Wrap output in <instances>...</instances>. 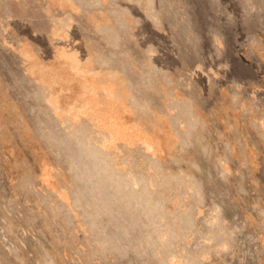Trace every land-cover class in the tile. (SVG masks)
I'll return each instance as SVG.
<instances>
[{"label": "crops", "instance_id": "0c3cea01", "mask_svg": "<svg viewBox=\"0 0 264 264\" xmlns=\"http://www.w3.org/2000/svg\"><path fill=\"white\" fill-rule=\"evenodd\" d=\"M131 21L125 0H0V183L12 181L18 191L37 178L50 195L74 197L76 228L144 226L131 216V182L141 187L147 181L146 175L129 171L132 146L151 143L161 165L203 166L211 163L210 149L231 148L228 156L250 167L247 179L257 182V188L264 183V87L251 84V104L245 107L241 84L233 125L204 124L209 116L196 109L203 122L198 126H148L142 112L146 106L134 102L163 100L164 85L174 98L179 79L172 73L168 83L156 70L148 75L146 54L152 50L132 44ZM251 65L253 81L261 65ZM191 147L202 149V156L179 155ZM210 177L154 173L161 207L155 227H169L172 243L189 245L188 250L200 243L189 240L195 226H212L192 195L196 182ZM259 193L251 202L259 203ZM251 207L253 224L258 207ZM113 235L108 232L102 243H115L109 241ZM222 240L215 232L209 244Z\"/></svg>", "mask_w": 264, "mask_h": 264}, {"label": "rangeland", "instance_id": "374dc122", "mask_svg": "<svg viewBox=\"0 0 264 264\" xmlns=\"http://www.w3.org/2000/svg\"><path fill=\"white\" fill-rule=\"evenodd\" d=\"M125 2L130 5L132 44L152 50L146 54L148 75L156 70L168 83L172 73L179 79L174 98L164 85L163 100L134 102L146 106L142 112L147 125L157 127L160 122L161 130L198 126L203 122L195 116L196 109L209 116L204 124L233 125L241 84L245 107L251 104V84L264 87V0ZM251 63H263L253 81ZM146 145L132 146L129 162L130 172L147 176L141 187L131 182V216L144 226L111 230L109 241L115 243H102L110 230L75 227L74 197L50 195L37 178L30 181V188L18 191L12 189V181H1L0 264H264V183L257 188V182L247 179L250 167L236 164L228 156L231 148L227 153L219 147L210 149L211 163L205 166L171 161L161 165L152 144ZM179 155L202 156V149L184 148ZM156 172L211 173L210 180L200 181L203 187L196 182L192 195L206 211L204 221L208 217L212 226L210 230L203 226V232L195 226L189 240L200 243L191 250L189 245L172 243L169 227H155L161 208L154 189ZM257 190L258 204L251 202ZM251 206L258 207L253 224ZM215 232L223 240L210 245Z\"/></svg>", "mask_w": 264, "mask_h": 264}]
</instances>
